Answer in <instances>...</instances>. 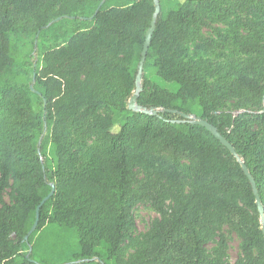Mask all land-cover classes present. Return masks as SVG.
Instances as JSON below:
<instances>
[{"label":"trees","instance_id":"16d2710c","mask_svg":"<svg viewBox=\"0 0 264 264\" xmlns=\"http://www.w3.org/2000/svg\"><path fill=\"white\" fill-rule=\"evenodd\" d=\"M159 1L137 99L144 112L130 110L128 100L154 0H0V264H264L261 215L242 163L183 116L208 121L234 146L264 207V83L257 70L243 66L210 85L183 60L199 12L221 20L264 13V0H183L167 11ZM64 20L79 24L76 31L35 56L30 39L45 40ZM27 39L30 52L20 62L17 42ZM235 39L245 54L264 53L250 36ZM153 76L176 84L175 92ZM232 99L257 101L259 112L220 111ZM93 136L102 144L82 162ZM144 201L159 218L135 237L133 210ZM225 225L242 240L234 263L225 259ZM217 236L221 248L210 254ZM129 246H136L131 254Z\"/></svg>","mask_w":264,"mask_h":264},{"label":"rangeland","instance_id":"374dc122","mask_svg":"<svg viewBox=\"0 0 264 264\" xmlns=\"http://www.w3.org/2000/svg\"><path fill=\"white\" fill-rule=\"evenodd\" d=\"M175 1L182 2L183 0H164V10L174 8ZM113 2H111L112 4ZM225 6V5H223ZM201 22L195 24L193 27V38L187 44V52L184 55L183 60L191 62L195 69L201 71L206 82L210 85H216L221 82L229 81L235 73L243 66H249L257 70V77L264 83V53L249 55L245 54L240 50L236 43L237 35L250 36L251 38L259 41L264 45V13L259 12L255 9L248 11H239L232 15L226 16L224 20L219 19L218 15L211 11L202 10L199 12ZM249 24V26L244 25ZM251 25V26H250ZM79 24L64 20L61 22L58 29L53 30L45 40L41 38H32L35 45H31L29 40L24 42L19 40L17 42L18 57L20 62L24 54L34 50L35 56L39 55L40 51L46 49V47L54 46L59 42L64 41L69 35L76 31ZM212 41L214 46L210 49L202 48L198 49L197 46L201 42ZM258 62V63H257ZM156 85L165 89L166 92H175L177 85L167 82L160 77L153 76ZM143 86L142 84H140ZM136 94V90L132 92V96ZM130 97V99L132 98ZM128 100V105L129 101ZM118 103H121V99H117ZM257 101H250L246 103H239L237 100L232 99L224 103L220 111L232 112L235 115L247 112L249 114H255L259 112V104ZM252 128H256L255 125ZM118 130V127L115 128ZM264 141V133L262 134ZM101 140L98 137L93 136L87 139V147L82 152V162H87L91 158L89 148L101 145ZM144 177L142 169H137V179L141 180ZM7 202L11 201L9 194L5 195ZM133 214L136 221V228L133 231L135 237L141 236L151 228L153 222L159 218V214L156 212L154 207L149 201L139 202L136 204L133 210ZM226 239L225 246V259L230 263H234L241 255V244L242 240L238 236L237 232L230 227L225 225L221 232ZM208 251L210 254L215 249L221 248L220 237L217 236L215 239L209 242ZM136 246L128 247V254L135 251Z\"/></svg>","mask_w":264,"mask_h":264},{"label":"water","instance_id":"95a60500","mask_svg":"<svg viewBox=\"0 0 264 264\" xmlns=\"http://www.w3.org/2000/svg\"><path fill=\"white\" fill-rule=\"evenodd\" d=\"M154 2H155V13H154V16H153V19H152L151 27L148 30L147 35H146V41L144 43V47H143V51H142V57H141V60H140L139 66H138V74H137V78H136V86H137L136 87V94H134L132 96V98L130 99V101H129V109L130 110H134V111L147 112L145 109H143L141 106H139L137 104V99H138V97L140 95V92L143 89V86L140 85V84H142V82H143L144 64H145V60H146V57H147V54H148V51H149V48H150V43H151V39H152L153 33H154L155 28H156L157 18L159 16L160 12H161L160 1L159 0H154ZM103 3H104V1L102 2V4L100 6H102ZM152 113H154V110H152ZM183 116L186 119L192 118V119H194L193 122L195 124H199V125H202L205 128H207L225 147H227L230 150V152L237 158V160L242 163V167L244 169V172H245L246 176L250 179V181L252 183L254 194L256 196V204H257L258 210H259L260 215H261V222H262L263 231H264V207H263V204L261 202V198L259 196V193H258V190H257V187H256V183H255L252 175L250 174L246 164L237 155V152H236L234 146L218 131V129L215 126L210 124L208 121L203 120V119H196L195 117H193V116L190 117L187 114H183ZM54 191H55V186H54V184H52L51 193L42 201V203L37 208L35 223H34L32 229L29 231L28 235L26 236V239H29V237L32 235V233L37 229V227L39 225L41 207L45 203V201L47 199H49V197H51L54 194Z\"/></svg>","mask_w":264,"mask_h":264}]
</instances>
